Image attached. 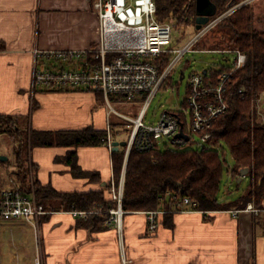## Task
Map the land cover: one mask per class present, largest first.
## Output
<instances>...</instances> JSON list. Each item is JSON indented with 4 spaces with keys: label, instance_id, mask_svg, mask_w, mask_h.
Listing matches in <instances>:
<instances>
[{
    "label": "crops",
    "instance_id": "1",
    "mask_svg": "<svg viewBox=\"0 0 264 264\" xmlns=\"http://www.w3.org/2000/svg\"><path fill=\"white\" fill-rule=\"evenodd\" d=\"M95 2L0 0L1 115L21 117V127L38 133L90 128L111 131L114 140H127L121 136L129 122L114 108L111 96L107 102L103 94L83 88L36 86L33 90L34 66L39 60L35 50L74 52L98 46L101 21ZM47 64L52 69L61 67L51 61ZM122 121L125 124L118 125ZM16 140L0 132V157L11 153ZM75 150L77 175L65 160ZM0 161L10 163L9 158ZM5 166H0V189L12 187V180L21 185L9 178L13 172ZM29 167L23 187L33 194L30 176L58 192L80 194L106 189L115 179L112 153L104 144L37 145L30 151ZM90 174H95L94 180ZM230 210L166 213L154 234H148L145 212H128L121 228L108 214L102 229L82 225L87 218L70 211L43 216L37 230L25 219L0 216V264H38V258L40 264H264V214L243 212L235 217Z\"/></svg>",
    "mask_w": 264,
    "mask_h": 264
},
{
    "label": "trees",
    "instance_id": "2",
    "mask_svg": "<svg viewBox=\"0 0 264 264\" xmlns=\"http://www.w3.org/2000/svg\"><path fill=\"white\" fill-rule=\"evenodd\" d=\"M155 1L156 19L159 22L176 19L178 29L184 25H192L197 31L196 0ZM212 1L217 5V13L211 18V21H214L246 0H235L234 3L233 0ZM252 3L239 7L217 24L228 35V39L223 35L228 40L227 48L238 49L247 54L246 66L237 70L227 82L230 108L210 129L218 148L171 149L165 144L163 149L160 139H164L154 137V148L147 152L133 149L126 167L125 147L113 152L115 182L118 184L123 173L125 174L123 199L125 211H170L180 207L175 197L180 199L189 197L197 204L189 207L203 211L229 210L234 206L241 209L249 202H253L258 208H264V122H257L258 115L253 117L255 100L264 92V29L254 26L255 13ZM184 37L183 35L181 38ZM170 58V54L165 55L164 64L168 65L171 62ZM231 68V66L224 68L221 72L208 69V79L217 84L223 74ZM242 89L245 90L244 94L240 93ZM21 119L18 116L0 114V132L17 139L14 147L16 171L13 174L21 186L26 185L28 181L30 151L33 147L63 144L75 148L100 146L108 135L107 131H95L90 128L71 132L38 133L26 126L21 127ZM122 124L125 122H119L118 125ZM227 150L235 161V166L231 169L232 178L238 179L243 169H249L251 185L239 200L224 203L218 201L217 194L225 174ZM65 160L71 165L73 174L77 175L76 170L79 168L77 151L69 152ZM5 165L6 163L0 161L1 167ZM32 166L36 168L35 165ZM90 175L92 176L90 180H94L95 174ZM34 190L38 201L51 213L71 210L106 212L117 207V202L113 200L110 191L111 183L106 189L80 194L58 192L51 186H43L37 180ZM107 217L109 218L108 213L91 214L87 219H83L86 222L82 225L102 229Z\"/></svg>",
    "mask_w": 264,
    "mask_h": 264
},
{
    "label": "built area",
    "instance_id": "3",
    "mask_svg": "<svg viewBox=\"0 0 264 264\" xmlns=\"http://www.w3.org/2000/svg\"><path fill=\"white\" fill-rule=\"evenodd\" d=\"M251 1L253 0L245 2L248 4ZM94 6L101 21V40L98 46L87 51L74 52L35 50L39 58H45L51 63L55 60L61 67L40 68L37 62L34 66L33 90L36 86L56 90L83 88L102 93L107 102L111 95L126 98L127 101L144 102L136 117L119 113L129 122L130 133L125 140L128 142L125 147V167L133 149L147 152L154 148V137L171 141L174 149L218 148L210 129L230 108L227 82L237 70L246 66L247 54L238 49L228 50L234 54L235 62L217 84L208 79L209 70H206V73L194 71L188 84L186 109L182 107L181 111H164L159 122L149 123L145 119L148 106L166 84L177 62L187 52L193 50L198 39L210 31L216 21L203 26L195 39L191 38L184 46H179L182 34L177 30L178 21L175 19L159 22L156 19L155 0H97ZM187 12L188 8L186 14ZM185 27L188 31L183 40L191 35L193 28L192 25ZM168 54L171 55V62L167 65L164 64V58ZM67 64L75 67L68 68ZM240 93L244 94L245 90H240ZM263 100L264 92L255 100L253 108V117L258 115L259 123L264 122V108L261 106ZM181 124L189 139L178 137ZM114 141L116 140L109 131L103 144L109 147L111 153ZM35 182V177L31 176L32 189ZM11 183L12 187L0 189V216L7 220L25 219L37 230L40 219L51 212L38 201L35 194L28 192L14 180ZM124 188L123 173L118 184L115 179L111 183L110 191L113 200L117 202V207L104 212L108 213L111 220L120 228L124 215L128 213L123 209ZM175 200L178 201L179 208L145 212L147 230L150 234L159 230V219L162 215L196 210L189 207L197 206L189 197L183 199L175 197ZM70 212L80 218H88L89 215L97 213L80 210ZM230 212L235 217L243 212H252L258 216L264 214V208H258L253 202H249L245 208L233 207ZM37 261L38 264L41 263L40 258Z\"/></svg>",
    "mask_w": 264,
    "mask_h": 264
},
{
    "label": "rangeland",
    "instance_id": "4",
    "mask_svg": "<svg viewBox=\"0 0 264 264\" xmlns=\"http://www.w3.org/2000/svg\"><path fill=\"white\" fill-rule=\"evenodd\" d=\"M255 1L256 0L249 2H253V11L255 13L254 26L258 29H264V0H258L256 2ZM225 14L216 18L214 20L216 21V24L212 27L213 30L210 29V31L200 37L197 43L193 46V50L187 52L185 56L177 62L166 84L157 93L156 97L148 106L145 116L146 122H159L163 112L167 110L181 111L182 107L186 109L188 84L190 81V76L194 71L203 72L209 69L216 72H221L222 69H226L234 64L235 56L228 51L233 49L227 48L228 40L226 39H228V35L225 34L223 28L222 30L220 26L218 27L217 25L224 19ZM211 18L207 24L211 22ZM177 30L179 31V33L181 32L182 36L187 35L186 31H188V28H186L185 26ZM199 31L200 30L196 31L194 30V28H192L191 35H189L188 38H185L184 40L182 39L179 46H184L191 38L195 39L198 36ZM223 35L226 39L223 37ZM223 48L227 50H223ZM53 63L57 64L55 60ZM38 66L40 68L48 66L46 59L39 58ZM182 71L185 72L184 78L181 77ZM113 96L117 95H111V103L114 108L119 110L123 114H127L132 117H136L139 114L144 104V102L141 103L136 101H127L126 98L122 97H120V100H115L112 98ZM261 106L264 108V100L262 101ZM113 118L116 119L117 116H115L114 114ZM129 133L130 132L126 130L122 133L121 137L124 139H128ZM160 141L161 147L163 149H165V144H168L169 148L171 149H174L175 147L171 141H168L165 138L164 140L160 139ZM11 153L14 155L12 156ZM11 153L10 151L7 152L6 157L10 159V163L8 162V165L6 164L7 166L5 167L8 168L10 172H14L16 171L14 146H11ZM225 157L227 160V165L225 167V174L220 186V190L217 194L218 201L224 203L239 200L246 194L251 185V178L248 174L244 175L243 177H239L238 179L232 178L231 169L234 168L235 161L229 150L226 151ZM9 178H15L14 174L10 175ZM30 179L31 176L29 177V181ZM148 234L150 233L148 232Z\"/></svg>",
    "mask_w": 264,
    "mask_h": 264
},
{
    "label": "water",
    "instance_id": "5",
    "mask_svg": "<svg viewBox=\"0 0 264 264\" xmlns=\"http://www.w3.org/2000/svg\"><path fill=\"white\" fill-rule=\"evenodd\" d=\"M235 0H233L234 3ZM249 3V2H248ZM247 3L244 2L242 4H239L232 8L229 12L226 13L228 15L229 13L233 12L234 10L238 9L239 7L246 5ZM238 7V8H237ZM217 13V5L212 1V0H196V14H197V19H196V29L201 30L204 25H206L210 18L215 16ZM206 73V70L204 71ZM181 77H185V72H181ZM178 137H183L186 139H189V136H187L184 133L183 130V125L181 124V131L178 134ZM128 144L127 141H114L113 142V152H118L121 147H126ZM7 157H0V160L2 161H7ZM249 173V169H243L240 173V177H243L244 175Z\"/></svg>",
    "mask_w": 264,
    "mask_h": 264
}]
</instances>
